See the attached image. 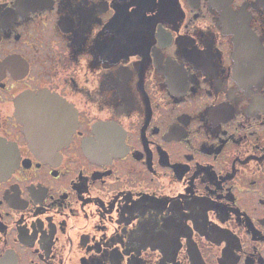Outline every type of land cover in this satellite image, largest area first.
I'll return each mask as SVG.
<instances>
[{"label": "flooded vegetation", "instance_id": "obj_1", "mask_svg": "<svg viewBox=\"0 0 264 264\" xmlns=\"http://www.w3.org/2000/svg\"><path fill=\"white\" fill-rule=\"evenodd\" d=\"M0 264H264V0H0Z\"/></svg>", "mask_w": 264, "mask_h": 264}, {"label": "water", "instance_id": "obj_2", "mask_svg": "<svg viewBox=\"0 0 264 264\" xmlns=\"http://www.w3.org/2000/svg\"><path fill=\"white\" fill-rule=\"evenodd\" d=\"M18 116H19V118H20V122L23 123V124H25V125H27V124H29V123L32 122L31 120L28 119V117H27V113H26L25 111H21V110H19ZM25 131H26V132L29 131L28 126H26Z\"/></svg>", "mask_w": 264, "mask_h": 264}]
</instances>
